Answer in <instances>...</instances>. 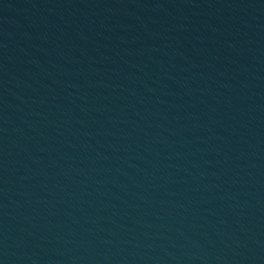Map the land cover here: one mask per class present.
I'll return each instance as SVG.
<instances>
[{
    "label": "water",
    "instance_id": "95a60500",
    "mask_svg": "<svg viewBox=\"0 0 264 264\" xmlns=\"http://www.w3.org/2000/svg\"><path fill=\"white\" fill-rule=\"evenodd\" d=\"M0 264H264V0H0Z\"/></svg>",
    "mask_w": 264,
    "mask_h": 264
}]
</instances>
